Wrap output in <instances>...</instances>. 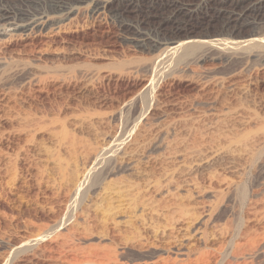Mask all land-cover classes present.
Instances as JSON below:
<instances>
[{"label": "rangeland", "instance_id": "374dc122", "mask_svg": "<svg viewBox=\"0 0 264 264\" xmlns=\"http://www.w3.org/2000/svg\"><path fill=\"white\" fill-rule=\"evenodd\" d=\"M53 1L0 0L53 22L0 37V264H264V11L235 8L247 10L242 37L193 28L171 45L207 42L184 64L137 49L87 4L60 22ZM219 129L259 149L170 167L165 187L163 145L203 153ZM91 168L98 178L76 193ZM122 183L138 190L131 207L110 192Z\"/></svg>", "mask_w": 264, "mask_h": 264}, {"label": "bare ground", "instance_id": "6f19581e", "mask_svg": "<svg viewBox=\"0 0 264 264\" xmlns=\"http://www.w3.org/2000/svg\"><path fill=\"white\" fill-rule=\"evenodd\" d=\"M249 1L251 0H202L198 4L196 9H194L195 7L191 8V2H193L192 0H56L48 4V7L52 13L57 15V18H59V21L61 22L68 20L70 16L76 11L77 7L87 4V6L91 8V12L93 14H98L100 12L103 14H109L111 20L114 21L119 26V28H121V30L128 35L127 37L129 38V41L137 49L149 53L161 51V56L159 54L158 55L163 59H174L177 62H185L195 56L197 49L205 48L204 46H206L207 42H205V44H201L199 42H184L179 43L177 47L173 46L174 48H172L171 45L175 44V40H188V38H190L191 36L198 35L195 29H193L196 27L199 28V34L201 35V37L203 36L209 38L211 36L215 37V35L216 37L227 36L232 38V36L234 35H236V38L242 37L244 34H242L241 32V24H239V22L243 19V13L247 10L244 9L245 11L238 14L235 11V8L244 5L245 3H249L250 5L252 4V7H250L254 8V10L258 9L259 13L264 11V0H254L253 2ZM226 4H230V6H232L234 9L228 10L224 6ZM133 13L142 15V19H140L139 21H130L128 19V15ZM42 14L29 15L21 13L12 16L10 14V11L0 7V37H7L10 35V33L21 35L23 33H31L35 29L42 30L49 28L51 25V23L49 22L52 21L49 20V17L45 15L42 16ZM147 25L150 29L144 31L145 29H143L142 26ZM229 41H226L225 39V41H221L223 44L218 41H215V43L218 44V46L222 44L224 48L225 44L228 47L230 46L228 44H231L232 42ZM232 45H234V43ZM227 46L225 48H227ZM237 46L239 45L237 44ZM207 59L208 57L201 56V60ZM225 59L226 58L218 57V60ZM184 64H186V62ZM219 116L221 118H219L218 122H216V125L212 124L208 129L212 130L213 133H215L214 131L218 132V123H221L223 121L222 119H224L223 114ZM219 130V133H217L218 138L214 139L219 142H216V144L214 143V141H211V143L213 142L214 145H208L209 147L206 148L204 150L205 152L203 153L198 154L197 152H194L193 154H189L190 149H188V153H186L187 151L183 149H181L182 151L180 150L175 152V150L172 149V145L170 143H166L165 145H163V149L166 150L167 153L163 158L170 165L169 167L165 168L164 171L162 170L163 174L161 175V178L167 183V186L165 187H173L171 185L173 183L172 177L174 176L176 171H171V169H169L170 167L178 166L181 169V167L186 166L187 161L191 162L192 160L196 161L197 159H200V161H205L207 163L209 161L214 162L220 157L233 159L236 156L246 157V155H249L251 153L253 145L256 143L255 140H257V136L251 138L244 136H232L229 135V133L225 129ZM228 131L230 132V130ZM261 144L262 149L259 150V152L264 151V141ZM256 146L257 148L254 145L255 149H259V145ZM184 147L185 146H183V148ZM185 149L187 150L186 147ZM133 152H131V154L128 153L131 158L127 163L130 170L137 172L135 166L136 163L133 160L136 154L132 157ZM107 154L108 152L105 149H102L99 152L95 153L93 155V166H95V164L99 165L101 161L106 160ZM96 170H93V168H91L85 175H83L82 180L79 181L76 185V193L81 191L88 181L98 178ZM159 187L161 188L162 185H160ZM160 188H158V190ZM110 189V192H112L116 197V200H118V207H131L135 201L133 193L138 191H135L137 188L131 183H122Z\"/></svg>", "mask_w": 264, "mask_h": 264}]
</instances>
